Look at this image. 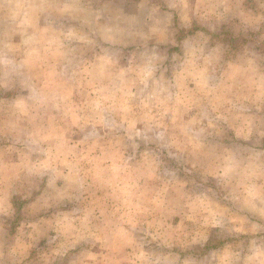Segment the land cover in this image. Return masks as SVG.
Segmentation results:
<instances>
[{"label": "clouds", "instance_id": "obj_1", "mask_svg": "<svg viewBox=\"0 0 264 264\" xmlns=\"http://www.w3.org/2000/svg\"><path fill=\"white\" fill-rule=\"evenodd\" d=\"M0 264H264V0H0Z\"/></svg>", "mask_w": 264, "mask_h": 264}]
</instances>
